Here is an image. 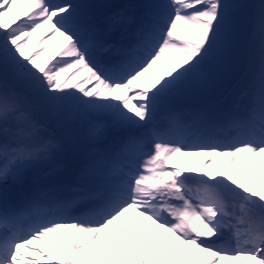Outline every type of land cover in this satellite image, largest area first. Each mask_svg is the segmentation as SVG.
Listing matches in <instances>:
<instances>
[{
    "label": "rangeland",
    "instance_id": "374dc122",
    "mask_svg": "<svg viewBox=\"0 0 264 264\" xmlns=\"http://www.w3.org/2000/svg\"><path fill=\"white\" fill-rule=\"evenodd\" d=\"M24 1V5H19L16 0H0V141L6 139L5 135L10 130L16 142L24 139L31 143L34 136L36 139L39 137L43 139L41 149L46 156L40 160L33 155L18 159L19 162L14 165L15 170L0 178V190L15 181L18 184L27 183L33 173L36 175L31 178L32 181L40 180L43 185L54 183L60 178L61 170L48 175L49 168L46 167L52 166L54 170L52 163L60 160L59 166L63 169L65 163L66 167L70 166L72 156L65 151L72 149L82 158L91 157L106 142L100 140H106L110 133L114 136L122 135L127 132L123 130L128 124L135 126L137 122L144 127L149 119L140 114L139 104L130 98L132 90L142 87L147 93L153 92L148 99L153 97L155 100L151 101L154 102L161 93L170 97V105L167 107H171V112H181L183 109L187 113L195 111L204 114L209 111L208 108L218 113L231 114V110L244 103V94L250 89L248 81L255 71L260 76L264 74V61L260 63L261 54L264 53V0H202L197 12L185 13L188 17H180L179 14L176 19L170 32V36L176 39L175 47L169 48L167 46L173 44H165L159 61L147 64L143 79H125L122 82L108 81L95 70L96 62L93 59L88 60L82 56L84 42L80 34L86 28L79 19V13L83 12L82 0H63L57 4L47 3V0ZM92 1L88 9L92 8V12L98 15L95 21L113 12L116 15L123 12L129 16L130 9L135 7L137 10L132 1L144 7L149 5L153 7V12L158 13L162 10L161 3H165V0ZM38 3L42 7L37 10ZM20 7L24 13L29 10L31 15H21ZM197 13L200 15L191 16ZM158 17L150 30L154 31L158 26ZM123 24L127 25V22ZM33 31L39 34L38 40L31 36ZM109 39L113 40L114 37L110 36ZM239 52L241 58L236 64L235 58ZM203 57L208 63L200 64ZM211 60L214 61L212 65L209 64ZM236 67L237 72L241 73L238 79L235 76ZM193 68L202 74L191 73ZM169 74L181 75L177 87H173L167 78L162 80V77ZM258 85L261 94H264V76ZM106 86L118 91L117 98L121 97L125 101L127 113L115 110L109 98L103 99L101 88ZM222 86H225V95L219 96ZM216 98H221L215 100L217 104L209 102V99ZM146 105L149 114H153L151 111L154 105ZM88 113L92 122L96 121L93 124L95 128L87 119ZM134 113L141 115V118L130 120ZM252 113L254 119L264 114L262 98L257 99ZM115 116L121 119L118 123L112 120ZM105 117L112 118L108 121L98 119ZM259 119L257 121L263 125L264 117ZM237 125L245 130L243 120L234 126ZM89 126L91 129H88ZM78 139H81L80 143ZM109 143L107 141L106 145ZM155 144L159 150L146 154L141 177H135L133 184L127 188L134 192L141 185L147 186V205H143L148 207L153 206L156 197H161L159 187L165 181L172 183L171 188L175 194L179 192L178 198L174 195L172 197L182 203L172 202L171 197L163 214L154 208L146 211L135 207L140 214L157 215L158 219L154 222L159 223L155 227L163 229L162 237L156 236L155 228L143 223L141 231H132L119 238L111 236L114 228L127 221L124 209L132 206L131 201H128L116 213L94 224L62 217L56 223H52L54 220L49 222L52 223L51 227L49 223L41 226L37 223V213H34L35 220L31 214L13 221L11 218L14 216H11L6 224L0 219V243L10 237L11 233L17 234L20 241L17 244L14 241L12 245L27 250L28 264H52L54 257L64 259L67 264H264V177L261 176L264 174V163L260 158L264 154V142L239 141L237 138L231 144L198 147L196 152L200 154V160L191 161L185 160V150L176 142L172 146L171 142L158 139ZM96 145L97 149L94 148ZM173 149L182 157L179 162L173 158L174 153H168L169 150L173 152ZM207 156L209 159H206ZM203 157L208 160L206 163H203ZM106 158L109 163L111 157L105 154ZM215 161L217 171L212 176L197 177L198 182L189 177L191 171H203ZM33 165L38 173L33 172ZM109 167L113 170L102 171L99 167L88 169L92 178L101 182L97 185L98 190L108 194L114 192L122 179L129 177L127 163L111 162ZM184 167L189 173L184 171ZM47 176H53L52 180H47ZM67 179H72V170ZM31 190V187L24 189L26 194ZM154 190L156 194L151 198ZM164 194L167 198V193ZM41 199L42 196L35 198L34 195L32 200L38 202H33L30 210L42 209L44 215H49L47 220H50L51 212H57L59 208L53 207L54 201L52 205L47 204L48 207L41 206ZM65 216L71 217L70 214ZM26 219L32 221L29 227L38 232L33 238L25 239V235H22L28 224ZM74 226L76 228L70 231ZM89 229L92 232L87 238ZM60 232L63 235H59ZM166 233H172L170 236L177 239L171 240ZM72 236L76 237L73 245L75 251L70 253L68 249L65 250V246H68ZM148 238L152 242L149 247L146 244ZM33 240L37 241L38 249L33 244L32 247L26 246ZM161 241L168 242V249L159 245ZM242 249L246 251V258L239 260ZM2 252L1 249V256ZM32 255L37 260L30 259ZM5 260L7 264L21 263L20 260Z\"/></svg>",
    "mask_w": 264,
    "mask_h": 264
},
{
    "label": "bare ground",
    "instance_id": "6f19581e",
    "mask_svg": "<svg viewBox=\"0 0 264 264\" xmlns=\"http://www.w3.org/2000/svg\"><path fill=\"white\" fill-rule=\"evenodd\" d=\"M58 1V0H56ZM185 1V4L186 6H181L183 11H191L192 9L190 8H193L191 5H190V0H184ZM16 2L19 4V5H24L25 4V1L24 0H16ZM167 6V4L165 5ZM165 6L163 7V10L166 11V14H173L172 10L169 8V7H166ZM39 9V7H37V10ZM194 9V8H193ZM16 11V9H14ZM20 11L22 12L21 15H26L29 14L31 15V12L29 10H27L28 12L24 13L22 11V8L20 7ZM139 16V15H138ZM136 17V16H135ZM163 18H164V15H163ZM168 18V17H166ZM139 24H141V22H139ZM161 26L165 27L166 24H162L160 23ZM160 26V27H161ZM142 27L140 26V29ZM38 32V31H37ZM155 33L153 34H149L148 38L151 39V42L153 44L156 43V39H157V35L159 36L162 32L161 31H154ZM144 34L145 37H147V35L145 33H142ZM31 36L36 40H38V36L39 34L37 33L36 34V31H33ZM164 35L162 36H159V38H163ZM48 48H50V45L47 44ZM131 50V48H130ZM139 50L140 51H143V49H140L139 47ZM145 51H143V53H139L137 54V57L140 59V62L141 61H145L147 59V56H146V53ZM204 60V57L200 59V62H202ZM237 60V59H235ZM213 60L210 61L211 65L213 64ZM99 63V62H97ZM127 66L130 67V64L128 63ZM128 71V70H127ZM127 71H126V68L124 69H119V71H117L116 73H106V75L108 76V78L112 81H114L116 78H120V77H123V75L125 76V74H127ZM188 72H189V68H188ZM190 73V72H189ZM233 74V73H232ZM235 76H238L240 75L239 73H237L235 71ZM234 76V78H236ZM180 77L181 75H171L169 74L168 76H164L162 77V80L163 78H167L169 79V82L172 84L173 87H177L178 84H179V80H180ZM238 79V77L236 78ZM117 82H119V80H116ZM251 91L253 90H256L259 92V88L257 85H252L251 86ZM152 93V92H151ZM151 93H147V91H142V93H135L134 97H132V100L136 101L139 105H140V114L142 116H144V118H147L149 119L147 122H152V120L154 118H156V122L157 124L155 126L151 125V124H148V126L146 127H143L142 128V125L137 122V125L135 126V129H132L131 131H129L128 133H131L132 134H127V137L126 138H129L131 137L130 140H126L125 138L122 139V140H119V141H115V144L113 146V151H114V154H115V158L116 159H119L120 161L124 160V161H127V162H132L135 160V153L138 152V150H144L146 148H149L151 146V144L153 143V141L157 138V137H160V133H161V136L162 138L164 139H167L169 141H176L180 144H183L185 147H184V150H185V153H184V158L186 161H191L192 159H198L200 160V154L196 152V149L200 146H207L208 143L206 141L203 140L202 136H201V133H203L204 130V127H206V125H209L210 124H213L216 122L215 120V117H213L212 115H207V116H198L196 118H194V120L196 119V123L195 125H197V127L201 128L202 131H200L199 135L196 134V128L193 127V130H188V127L185 126V124H192L193 125V122L192 123H186L185 122V118L186 119H189L191 118L190 116L188 115H184V120H179L178 122H172L170 120H167V118H164V113H166V115H169L171 112L169 111V109H171V107H167V104H168V99L166 98H162L159 100V103H156L154 101H151L152 99H154L153 97L149 98L148 97L151 95ZM221 93V91H220ZM219 93V94H220ZM242 95V94H240ZM264 96V94H261ZM101 96L103 97V99H106V98H109L110 99V102L112 103V106L114 107L115 110L117 111H120L121 113H127V105L125 103L124 100H122V98H117L119 96V93L118 91H116L114 88H111L109 86H106V87H102L101 88ZM245 98L247 99H250L251 101H253L255 99V97H251L250 93L249 94H244ZM126 100V99H125ZM155 100V99H154ZM146 103L150 104V105H154L155 107V114L154 115H150L148 113V108L146 106ZM107 104V103H106ZM255 106V105H253ZM252 104H250L249 102L246 104L245 103H241L239 107V114L242 116H245V119H244V126L247 128L243 131L241 130H237V133L240 132V139L242 141H249L252 139V136H256L257 134L259 135L258 137V140L256 141H259V140H262L264 141V122H263V125L259 124L258 121H260L259 118H261V116H259V118L257 117V119H254V115H253V108ZM158 108H160V110L158 111ZM132 115V120L134 121V118L136 119L135 121H137L138 119L141 118V115L138 116L137 113H134V114H131ZM165 115V116H166ZM263 118V117H262ZM115 120L119 121V118H115ZM258 120V121H257ZM154 122V120H153ZM136 128H139L136 130ZM140 128L143 130H140ZM153 128H156L153 130ZM161 129V130H160ZM168 129V130H166ZM145 130V131H144ZM139 134H142V137L140 139H137L138 135ZM129 135V137H128ZM157 135V136H156ZM191 135V136H190ZM137 137V138H136ZM137 139V140H136ZM212 145H222L223 143L220 142V141H216V142H211ZM0 145H2L0 143ZM14 144L12 143H7L6 145H2V152L1 154H3L4 152H8V153H15V155H24V154H27V153H32V147H38V145H29V144H26L25 146H18L16 149L15 148H12ZM173 158H175V161L176 162H179L181 160V156L176 154ZM260 158L263 160V163H264V154H261L260 155ZM134 159V160H132ZM203 161H208L206 159H209V156L206 157V159L203 157ZM135 162V161H134ZM137 164H139V161H136ZM141 164V162H140ZM175 165V163H173ZM186 164V163H185ZM263 167H264V164H263ZM10 167L9 165H7L6 163V170H8ZM139 168V167H138ZM177 168V167H176ZM217 161H215L214 163H212L211 165H209L208 167H206L203 171H194V172H190V176L192 178V180H194L195 182H198V179L197 177H208V176H212L217 170ZM226 169V167H225ZM12 171H14V168H11ZM5 171V165L3 164L2 166H0V173L1 172H4ZM184 171L185 172H188L189 170L186 169V167H184ZM264 171V170H263ZM79 171L76 172L74 178V182L73 184L76 185L77 184H80L79 185H76V188H86L87 189V192L88 193H92V192H98V189H97V186L95 185H92V189H88V186L86 185L87 184V181H83L82 178L79 177L78 175ZM189 173V172H188ZM177 174V173H176ZM262 177H264V174H261ZM131 181V178L130 179H126L125 181L119 183L117 186H116V189L113 190L115 193L114 194H106V193H101L100 196L102 197L103 201L104 202H107L109 203L110 206H108L107 210L112 213V211H117V210H120L122 207L126 206V204L128 203V201H131L132 203V206H130L129 208L125 207L124 210H126V217H127V221L124 223V225H121V226H118L116 228L113 229V233L111 234V236H116V237H121L122 235L124 234H131L132 231H141L142 228H143V225H141L142 223L143 224H146L148 226H151L153 229L155 228V231L157 232L156 233V236H161L162 237V234H163V230L162 228L160 229L159 227H155V225L158 222H154L152 220L151 217L148 216V214H140L137 212V210L135 209V207H138L140 208L141 210H146L148 211V209L150 208H154L158 213L162 214V211L163 210V207L162 206H152V207H148L146 205H143L147 202V197L145 195V191H147V186H143L141 185L140 187H138L136 190H134L135 194L130 192L132 191L130 188H127L125 190H122L123 188V185L125 184H128L129 182ZM17 182H14V183H11L9 184L7 187H6V191H4L3 189L0 190V201H4L5 199L2 198V194L4 195V193H10L11 190L10 188L12 189H16L18 190V186H17ZM128 186V185H127ZM173 185L171 184L170 187H172ZM146 187V188H145ZM169 191H173L171 188L169 189ZM176 192V191H175ZM155 192L153 191V194ZM119 194V196H117ZM129 196H133L134 198H129ZM119 199L118 201L116 199ZM136 198L139 199L138 201H136ZM131 199V200H130ZM143 199V200H142ZM123 200L127 201L126 203L122 202ZM97 201V200H96ZM96 201H90L91 204L96 202ZM88 202V203H90ZM105 203V204H107ZM122 203V205H121ZM59 208V207H57ZM61 210L62 208H59V210L57 212H54L52 211V215H51V220H60V216H61ZM157 216V215H156ZM155 216V217H156ZM2 217V214L0 212V219L1 220H6V218H1ZM67 218V217H66ZM102 218H105V217H102ZM157 218V217H156ZM158 219V218H157ZM42 220H46L45 217L42 218ZM84 220V219H83ZM94 221L95 219H89V222L94 224ZM51 222V221H50ZM40 224H42L41 226H45L44 223L45 222H39ZM49 223V222H48ZM161 225V224H160ZM78 226V225H76ZM76 226L72 227L70 231L74 230L73 228H76ZM68 231V232H70ZM165 231V230H164ZM92 232V229H89V233H88V236L87 238L90 237V234ZM59 235H63L62 232L59 233ZM166 235H168L169 237H171L170 239H177L175 236H170L172 235V233H166ZM110 236V237H111ZM16 238V240H15ZM108 240V239H106ZM16 241V244L19 243L18 241V238H17V235H14V236H10L8 238H6L4 240V242L0 245V250L2 249L3 250V255L0 256V264H7L8 262H6L4 259L6 255H10L11 256V261H14L15 260H20L21 263L20 264H28V262L26 261V257H27V250H23L21 247L20 248H17L16 247V244L12 245L13 242ZM74 241H76V237L72 236V238L68 241L69 244L68 246L66 247L65 246V250L67 251V249L70 251V253H73L75 251V248L73 245L74 244ZM35 242V243H33ZM36 240H33L31 243H27L26 246H31L32 244L34 245V247H36L37 249L39 247H37L36 245ZM111 244H114V245H117L111 241H109ZM83 243V242H82ZM152 242L150 241V238H148V242L146 243L149 247V245L151 244ZM159 245L165 249H168V242L166 243H163L162 241L159 243ZM24 246V245H23ZM32 247V246H31ZM252 250V249H251ZM61 252V251H60ZM245 249H242L240 251V254L238 256V259L239 260H244L246 258V255H245ZM66 254V253H64ZM16 256V257H15ZM66 256V255H64ZM263 256H264V250H263ZM13 257V258H12ZM158 257V256H157ZM30 259H34V260H37V257L35 256H29ZM14 259V260H13ZM52 264H67L65 263L64 259H58V258H55L53 259V262Z\"/></svg>",
    "mask_w": 264,
    "mask_h": 264
}]
</instances>
